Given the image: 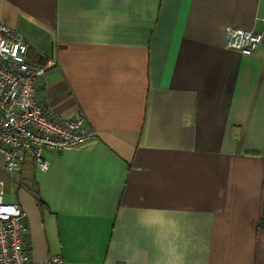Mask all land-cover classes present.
Returning a JSON list of instances; mask_svg holds the SVG:
<instances>
[{
	"label": "crops",
	"instance_id": "crops-1",
	"mask_svg": "<svg viewBox=\"0 0 264 264\" xmlns=\"http://www.w3.org/2000/svg\"><path fill=\"white\" fill-rule=\"evenodd\" d=\"M261 7L0 0V23L54 53L39 99L96 133L44 151L47 171L0 159L35 264H264V46H225Z\"/></svg>",
	"mask_w": 264,
	"mask_h": 264
},
{
	"label": "built area",
	"instance_id": "built-area-1",
	"mask_svg": "<svg viewBox=\"0 0 264 264\" xmlns=\"http://www.w3.org/2000/svg\"><path fill=\"white\" fill-rule=\"evenodd\" d=\"M257 20L259 30L228 27L225 46L245 55L264 46V0ZM54 57L32 49L16 29L0 23V159L9 174L28 161L47 171L44 151L61 152L96 136L81 110L62 115L39 99L37 81ZM4 193L0 179V264H35L28 253L26 213L17 202H5ZM49 264L63 260L53 256Z\"/></svg>",
	"mask_w": 264,
	"mask_h": 264
},
{
	"label": "rangeland",
	"instance_id": "rangeland-1",
	"mask_svg": "<svg viewBox=\"0 0 264 264\" xmlns=\"http://www.w3.org/2000/svg\"><path fill=\"white\" fill-rule=\"evenodd\" d=\"M6 192H7V193L5 194V199H6V197L9 195V193H8L9 191L6 190Z\"/></svg>",
	"mask_w": 264,
	"mask_h": 264
}]
</instances>
